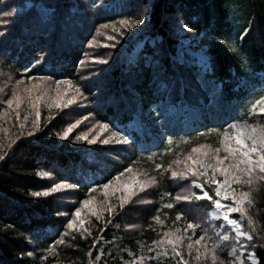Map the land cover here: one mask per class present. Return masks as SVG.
Returning a JSON list of instances; mask_svg holds the SVG:
<instances>
[{"label":"trees","instance_id":"16d2710c","mask_svg":"<svg viewBox=\"0 0 264 264\" xmlns=\"http://www.w3.org/2000/svg\"><path fill=\"white\" fill-rule=\"evenodd\" d=\"M24 1L0 0V13L17 6L13 16L0 15V21H10L0 23L5 33L0 36V66L12 79L50 77L77 88L83 55L101 26L113 25L119 32L114 39L98 38L100 43L110 40L112 46L115 41L116 52L112 60H99L104 59L103 49L93 52L99 62L93 71L101 72L82 87L83 106L74 103L44 113L32 135L21 134L1 151L0 264H90L97 254L93 243L100 236L109 243L99 264H122L130 256L120 249L128 247L137 257L142 254L140 241H159L162 229L170 231L176 223L181 208L169 176L173 158L201 143L217 147L230 113L247 121L254 117L246 100L250 92L264 88V0H28L27 6ZM138 19L143 22L136 24ZM197 38L205 47L202 63L192 46ZM184 40L189 43L183 45ZM138 43L135 59L125 69L121 60ZM25 66L27 73L21 71ZM213 85H219L221 117L204 108ZM168 106L180 109V128H168V117L176 112L166 110ZM186 107L201 114L184 127ZM83 117L79 124L91 119L112 124L110 132L118 135L108 137L107 144L91 146L61 138L67 123ZM124 136L128 142L118 143ZM156 164L162 167L156 169ZM133 166L157 180L146 201L132 199L133 204L123 209L137 216L140 230L125 225L117 206L111 217L92 225L90 235L66 231L72 207L90 195V188H99ZM198 181L215 198L214 187ZM60 182L72 187L47 197L31 195ZM192 188L202 194L200 188ZM252 198L255 223L249 228L258 244L255 254L264 264V184ZM197 202L203 207L212 203L206 198ZM167 203L174 207H164ZM154 217L163 224L154 223ZM115 222L117 229L112 228ZM116 233L118 240H112ZM115 244L117 251L109 250ZM168 262L146 255L142 264H176Z\"/></svg>","mask_w":264,"mask_h":264},{"label":"rangeland","instance_id":"374dc122","mask_svg":"<svg viewBox=\"0 0 264 264\" xmlns=\"http://www.w3.org/2000/svg\"><path fill=\"white\" fill-rule=\"evenodd\" d=\"M25 1H24V4L26 6L31 3L28 0L26 2ZM20 8H21V6H20ZM14 10H17V6L14 8ZM114 28L115 27L113 25L109 26L108 28L105 25L101 26V28L97 32L96 39H94L92 41V44H88V48L83 55L84 59L80 65V70H81L80 80H79V82L76 83L77 88L80 89L79 95L76 93V87L71 82L66 84V83H63L64 81H60L61 83L58 85L56 83L57 81H52L51 79L42 80V79H40V77H36L33 80H29L28 78H26V79L25 78H19L22 80V83L17 86L15 84V81L17 79H12V78L9 79V77H11V76L8 74H10V73L6 72L0 66V87H3L5 89L4 91L0 92V155H1V151L3 149H6V147L12 141H14L18 136H20L21 134H23L25 132L26 133L27 132L28 133L34 132L35 129L37 128L40 120H41L42 115L44 113H49V114L54 113V108L57 107L58 103L60 104V107H64L63 105L67 100L75 97V103H79L83 106L84 98L81 96L82 95L81 94L82 93L81 92L82 87H84V88L88 87L85 85L90 81V79L92 77H95L96 75H98L101 72V70L93 71L94 68L92 66L99 63L97 59L92 57L93 52L95 50L103 49L104 59L100 58L99 60H107V59L112 60L115 56V52H116V48L114 45L115 41H112L113 46L111 44H109L110 40H108V41L106 40V41L101 42V43L98 41L99 37L104 36L108 39V37H110L109 35H111V38L114 39L113 37L115 35H117V33L119 31L113 30V31H108L105 33V31L107 29L111 30ZM189 40H184V42L182 44L183 45L188 44ZM106 45H108L109 47ZM192 46H195V48H196L195 53L197 54L198 61L202 63V59H203L202 54H203L205 47L203 45H201L200 42H198V38L196 41H192ZM137 48H139V43L136 45V47L131 52L125 53V57L123 58V60H121L122 62H125V69L129 68V66H126L127 62L135 59ZM177 56H178L179 60L182 59L181 53L179 50L177 51ZM33 84L38 86L37 89L33 92V96L39 94L40 90H43L44 94H45V99L41 100L39 102L37 108H33L31 106V104L27 102V99H26L27 93L24 92L25 88H30V87H32ZM13 90H17L19 94H21L23 97H25V101L21 104V107L18 110H16L14 107H13V109H9L8 106L4 103V101L12 95ZM218 92H219V85H213L211 92L209 94L211 97V100L206 105V109L213 112L214 115L221 117V113L219 112V105L217 104ZM261 95H264V88L255 89L248 94L246 103L250 109H251L252 104H254L255 101L257 99H259V97ZM57 97H58V99H57ZM72 104H74V103H72ZM49 105H51V106H49ZM68 105H71V104H68ZM60 107H57V109ZM155 107H156V105L151 106L150 108H148V110L154 109ZM170 107L171 106H168L166 108V110L171 109ZM137 109H138V111H140L139 107H137ZM162 109H165L163 104H162ZM17 111H19V114H20L19 119L16 118V112ZM37 111H39V113H40L39 117H37V115H36ZM189 111L190 110H188L187 115L185 116V122L186 123H190V122H192V121H194L200 117L201 111L198 112V110H196L195 113H192ZM250 113H251V115L254 116L253 117L254 120H253V118L249 121L242 119L238 116L237 113H230L229 115H227L225 117V119L227 121L228 126L232 125L233 123L264 124V114L259 113L258 110L254 114L251 111H250ZM153 115H156V114H153ZM82 119H86V118H84V117L81 119L74 118V121L67 123L66 126L63 127V130L65 131V129L68 127L69 124H73L78 120L82 121ZM34 122L36 123L35 128L33 127ZM97 122L98 121H93L92 119L91 120H84V122H82L81 124H78L75 128L72 129L71 132H69L68 138H66V139H74V140H76L77 143H80L83 146H86V145L91 146L94 143L89 144L87 142V140L91 139L94 136L96 137V142H98V143H101L100 141L107 139L108 137L112 138L113 133L110 132V130L112 129L110 126H113V125L111 124L108 129H101L99 126V123H97ZM21 124L24 125L23 128L20 126ZM129 126H134V124L129 123ZM183 126L187 127L188 125L184 124ZM135 127H137V126H135ZM141 127H143V126H140L139 129L137 128L139 130V132L141 131ZM173 127H176V128L180 127L177 120H174V121L171 120L169 128H173ZM225 130L231 131V129L229 127L225 128L223 131H221V136H220L219 143H218L217 147H221V137H222ZM63 132H62V134H63ZM82 133L86 134V138L85 139H77V137H79ZM200 145H207L210 148H216L214 146L209 145L208 143H201L195 147H199ZM223 154L224 153L221 152V155H223ZM189 156H192L194 158H199L201 160L205 159L201 155L200 152H192V148L187 152L178 153L172 160V166L169 167L170 178H171V171H173V170L182 171L185 169L186 163H191L190 161L187 160V158ZM175 161H180V163H174ZM192 167L199 168V165H192ZM131 168L133 170L132 172L125 173L124 176L120 177L118 180L117 179L112 180L113 184L110 188L103 189L102 187H99V188L94 187L92 189L90 195L87 198L83 199V200H91L92 201V203L89 206H84L80 202L76 203V206L74 208L72 207V212L67 219V221L69 219L73 220L74 226L71 229L67 228L66 227L67 221H65L64 226H65L66 231L81 232L82 227L78 223L79 219L84 220L85 223H84L83 227H86L88 229H91L92 225L97 223L98 221L103 223L102 221L106 217H111V215H109V213L106 210L102 211L101 219L97 220L95 216H92L90 214L92 210L101 211L102 208H106L108 205H115L116 207L119 206V197L123 194L120 191L121 186L129 184L131 182V178L136 176L137 173L141 174V179L144 178L143 173H147L148 176H152L151 174H149L148 171L142 169V167L139 168V167L133 166ZM209 175H211L210 170H209ZM218 178L222 179V177H218ZM199 179L202 180L204 183H207V177L206 176L196 177V176H192L190 174L187 176V178L173 179L174 183L176 184V193L174 196V200L176 203H178L180 205L181 212L183 213V216L181 217L180 220L176 219V223L172 226V229L170 231L176 232L178 235H182L185 237V239L182 242V245L177 246V250H179L183 253V258L175 255V252L172 251V248L169 245H165V246L161 247L158 244L153 243V240L147 244L146 243L144 244L143 241H140L141 243L139 244V248H141L142 254L137 256V257L133 256L132 251L128 247L120 249V251L122 250L124 252L125 251L128 252V254L130 256V257L123 258L121 261L122 264H131V262L133 260H136L140 256H143L145 259L146 255L151 256V257H160L163 260L166 259L167 261H169L168 263L174 262L176 264H183V261H187L188 264H212L211 255L209 254L207 258H205V256H204L205 249H204L203 245H201V246H195L194 245V247L192 249V254L190 256L189 250H188V244L194 242L195 239H197L201 235H206L211 241H215V240H217L219 235H225V234L229 235L230 238H229V240L223 242L222 250L217 252V264H234L235 258L237 256H240L241 253L244 254L243 255L244 264H246L247 262H251L247 258V253H251L253 251L255 252V249L258 248V244L257 243L255 244L253 239L251 241H249L245 237L236 238L234 232H230L228 229L222 228L223 221L220 218H216V217L210 215V213H211V207L210 206H208V207L201 206L195 198H192L189 201H183V200L177 201L175 199L177 196H190L191 193L193 192L192 181L195 180L197 182V184H200V182L198 181ZM207 185L214 187V194H215V185L210 184V183H207ZM61 189H63V188H61ZM148 189L145 192L139 193L136 197H133V199L139 200L140 202L146 201L147 200V194L149 192ZM245 190H247V189L245 188ZM253 191H255V190H253ZM83 200H81V201H83ZM71 201H72L71 203L74 202V200H71ZM132 202L133 201H131L129 203V205ZM77 207L81 208V213H80L79 217H74L72 215V213L75 211V208H77ZM124 210L122 213L123 214L122 217H123L125 225L129 229H131V231L140 230L141 229V223L139 222V219L137 218V216L130 214L129 211L124 212ZM234 217L237 219H241L239 217V214H234ZM175 218H176V216H175ZM189 221L196 223L197 225H199V227L195 230H189L188 232L185 233L183 230L187 227V223ZM155 222H157V221L154 219V223ZM241 224H242L245 231L250 232V228L247 225L246 218L241 219ZM113 226H114V228H118V224L116 222ZM177 230H179V231L177 232ZM165 231H166L165 229H162V233L159 236L160 239L163 236V233ZM189 237L191 239H189ZM113 240H118V239L116 237H114ZM98 245L100 246L99 240H98V243L96 245V248H98L97 247ZM241 246H243V247H241ZM116 247H117V245L115 244L112 247H110L109 250H114L116 252L117 251V249H115ZM197 247H199L200 254H201V258L199 261H197L195 259ZM209 248H211L210 243H209ZM233 248H235L236 251L233 253L232 257H229L228 252L230 250H232ZM149 249H151L152 251H149ZM165 250H167V255L164 254ZM102 253H104V250L101 252V254L97 253L92 258L90 264H99L101 258L99 260H97L96 257L97 256L103 257ZM145 253H146V255H145ZM53 264H57V262H53Z\"/></svg>","mask_w":264,"mask_h":264},{"label":"snow or ice","instance_id":"6c2138e0","mask_svg":"<svg viewBox=\"0 0 264 264\" xmlns=\"http://www.w3.org/2000/svg\"><path fill=\"white\" fill-rule=\"evenodd\" d=\"M2 16H13L14 10L0 13ZM10 21L2 20L0 23L7 24ZM143 22L142 19H138L135 21L136 24H141ZM125 21H121V24H125ZM183 27L185 29L191 30L187 24H184ZM114 31H118V29H113ZM5 33L0 32V36H3ZM22 72L27 73L30 71L28 67H23L21 69ZM11 79V77H9ZM29 80H33L35 78L29 76ZM42 80L50 79V77H40ZM22 83L21 79H17L15 84L18 86ZM58 85L61 83L60 81L56 82ZM63 83H70L69 81H64ZM37 85L33 84L30 88H25L24 92L27 93V102L31 104L33 108H37L39 102L45 99V94L43 90L39 91V94L33 96V92L37 89ZM3 87H0V92L4 91ZM76 93L80 94V89L76 88ZM58 99V97H57ZM25 101V97L18 93L17 90L12 91V95L4 101V103L8 106L9 109H13V107L18 110L21 107V104ZM75 103V97L67 100L64 103V107H67L68 104ZM51 106V105H49ZM57 107H60V104H57ZM258 110L259 113L264 114V95H261L259 99L252 104L250 111L254 114ZM37 117H39V111L36 112ZM20 114L19 111L16 112V118L19 119ZM80 121H76L73 124H69L68 127L62 134L61 138H68L69 132L75 128ZM99 126L101 129H108L109 125L105 123H100ZM22 128L23 124L20 125ZM33 127H36V123H33ZM231 131L225 130L221 137V147L210 148L207 145H200L199 147L192 148V152H200L201 155L205 158L201 160L199 158H194L189 156L187 158L191 163H186L185 169L182 171H171V178L173 179H181L187 178L190 174L192 176L207 177V183L215 185V198L209 195L208 191L204 190V184H197L195 180L192 181L193 187H198L201 189L202 194H197L192 192L190 196H177L175 199L177 201H189L192 198L196 200L200 199H208L211 201V213L210 215L220 218L223 221L222 228L228 229L230 232H234L236 238L245 237L247 240L251 241L253 239L252 234L249 231H245L242 224L241 219L246 218L249 227L254 225V219L252 215H250V209L254 204L252 198L253 190H259V186L264 184V124H256V123H233L228 126ZM29 135H32L30 132ZM113 136H117L118 133L113 132ZM86 134H81L77 139H85ZM128 137L124 136L121 140H118V143H127ZM87 142L89 144H93L96 142V137H92L88 139ZM101 143L107 144L109 143L108 139H104L100 141ZM14 143V141H13ZM221 152L224 154L221 155ZM4 156L0 155V160H3ZM174 163H180V161H175ZM192 165H199V168H194ZM156 169H160L162 165L156 164ZM209 170L211 171V175H209ZM132 168H125L123 172L118 173L115 179H119L124 176L125 173L132 172ZM143 179H141V174L137 173L136 176L131 178V182L124 186H121L120 191L123 193L119 197V208L123 210L126 205H128L133 197H136L139 193L145 192L148 188L155 185L157 183L156 177L148 176L147 173H143ZM222 177V179L218 178ZM113 181L109 180L107 183L103 185H99L103 189H108L112 186ZM72 185H69L65 182L55 183L51 188L43 190V191H35L32 192L31 195L35 197L45 196L47 197L50 193L57 192L61 188H69ZM245 188L247 190H245ZM89 191H92L90 188ZM80 203L84 206H89L92 201L91 200H83ZM115 205H108L106 208H102L101 211L92 210L91 215L95 216L97 220L101 219L102 211H107L109 215H112L115 210ZM169 209L173 208L174 205L172 203H167L164 205ZM81 213V208H75V211L72 213L74 217H79ZM234 214H239L241 219H237L234 217ZM183 216L182 212H177L176 219L180 220ZM154 219L163 224V221L160 220L159 217H154ZM112 221L109 220L107 223L110 224ZM78 223L82 227V231L91 234L89 229L83 227L84 220L79 219ZM74 226V221L69 219L67 221L66 227L71 229ZM199 227L196 223L189 221L187 223V227L183 230L185 233L189 230H195ZM105 229L101 228L100 231L103 232ZM179 230H177L178 232ZM67 235V233H64ZM229 235H219L217 240L211 241L206 235H201L194 242L188 244L189 255L192 254V249L195 246L203 245L205 252V258L208 255H211L212 264H217V252L222 250L223 242L229 240ZM184 236L178 235L173 231H165L163 236L159 241H153V243L158 244L163 247L165 245H169L172 248V251L175 252V255L183 258V253L177 250L178 245H182ZM189 239H191L189 237ZM59 243H64L63 240H60ZM98 241L93 243V247H96ZM209 243L211 244V248H209ZM243 247V246H241ZM149 251H152L149 249ZM236 251L235 248L228 252V256L232 257L233 253ZM91 252H89V256H91ZM167 255V250L164 252ZM28 255H32L29 253ZM243 253L240 256L235 258L234 264H244L243 261ZM101 257L97 256L96 259L99 260ZM201 258L200 249L197 247L195 259L199 261ZM248 260L251 261V264H260L259 258L256 256L255 252L247 253ZM144 257L140 256L136 260H133L131 264H142ZM183 264H188L187 261H183Z\"/></svg>","mask_w":264,"mask_h":264}]
</instances>
